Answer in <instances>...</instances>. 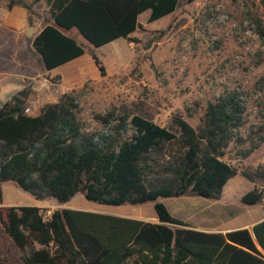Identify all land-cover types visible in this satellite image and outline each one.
<instances>
[{
	"label": "trees",
	"instance_id": "trees-1",
	"mask_svg": "<svg viewBox=\"0 0 264 264\" xmlns=\"http://www.w3.org/2000/svg\"><path fill=\"white\" fill-rule=\"evenodd\" d=\"M52 23L31 46L46 72L85 54L68 33L75 30L90 46L115 40L133 42L147 23L175 12L179 0H45ZM194 0H189L193 2ZM23 0H9L7 5ZM263 18L256 22L264 41ZM95 66L103 67L95 55ZM52 82L59 84L61 77ZM24 88L0 106V228L19 252V264H264V220L250 230L226 233L196 230L174 218L161 198L201 197L219 201L238 174L223 158L231 143L241 142L246 107L237 91L206 104L199 124L181 115L161 127L138 114L113 108L96 114V128H85L73 93L43 106L36 116L24 113ZM191 117V114H188ZM264 140V134L259 141ZM252 143L242 155L258 149ZM254 183L241 197L246 206L261 204L264 168L240 173ZM13 183L37 201L65 204L80 193L87 201L121 206L154 203L156 223L89 211L60 209L45 218L35 206H3L1 186ZM264 210V207H263ZM0 264H9L0 258Z\"/></svg>",
	"mask_w": 264,
	"mask_h": 264
},
{
	"label": "rangeland",
	"instance_id": "rangeland-1",
	"mask_svg": "<svg viewBox=\"0 0 264 264\" xmlns=\"http://www.w3.org/2000/svg\"><path fill=\"white\" fill-rule=\"evenodd\" d=\"M8 1L0 0V21L5 15L2 6ZM23 1L30 5L26 10V29L31 31L23 32L16 43L12 33L0 31V48L7 51L10 66L15 59L23 58L35 68L38 59L31 48L35 35L32 27L41 30L51 24L52 19L45 0ZM148 14L139 16L141 28L132 35L133 42L118 39L94 48L75 30L69 32L84 47L85 54L66 67L59 84L51 80L55 75L36 73L34 78L30 77L25 87L29 94L26 105L28 101L37 100L39 112L62 94L73 93L81 120L88 130L96 128V114L113 108L138 114L161 127H167L173 116L181 114L196 127L208 102L226 92L237 91L242 94L246 107V124L239 131L242 141L231 143L223 158L238 171L224 187L231 190L230 194L216 203L187 196L161 198L158 202L171 216L193 228L222 229L260 217L263 214L259 206L237 202L235 193L245 194L254 185L240 173H253L259 166L264 168V140L259 141V136L264 134V41L256 31V22L263 18L259 0H179L171 15L147 23ZM92 55L100 61L102 73L95 66ZM44 78L50 85L38 96L32 90V80ZM252 143H259L258 149L244 158L242 152ZM255 181L264 193L263 180ZM3 193L5 201L13 204L11 206H36L42 202L41 212L45 218L60 209L127 218H135L138 214L155 215L153 202L110 206L87 201L78 193L67 203L58 204L50 199L37 201L13 183H5ZM229 210L234 211L235 218L223 213ZM19 256L0 228V258H6L9 264H19Z\"/></svg>",
	"mask_w": 264,
	"mask_h": 264
},
{
	"label": "crops",
	"instance_id": "crops-1",
	"mask_svg": "<svg viewBox=\"0 0 264 264\" xmlns=\"http://www.w3.org/2000/svg\"><path fill=\"white\" fill-rule=\"evenodd\" d=\"M8 3H9V1L6 2V4H4V6H2V9L5 12L4 13L5 15L2 18V21H0V31H7L9 33H12L15 37L14 42L16 43V41H18V39L22 36L23 32L28 31L26 29V27L28 25V13H27L26 9H24L23 7H21L20 5H17V4L13 5L11 9H8L7 8ZM145 13H143V14H145ZM138 21H139V18H138ZM32 29L35 32V35L33 36V38L36 35H38V33L42 30L41 29V30L37 31L35 26H33ZM33 38H32V40H33ZM32 40H31V42H32ZM6 53H7V51L5 49L0 48V106L2 104H4L6 101H8L13 95H15L19 91L23 90L27 85L26 81H28V79L30 77L34 78V75L36 73L37 74L55 75V76L59 75L61 77V80H62L63 79V72L65 71L66 67H68L70 64L74 63L76 60L79 59V58L75 59V60H73V61H71L65 65H62L56 69L51 70L50 72H46L44 70L42 64H41L39 56L36 54L35 51H34V53L38 59V64L36 65L35 68L29 62L24 61L23 58L21 60L15 59L13 62V66L12 65L10 66L8 64L9 58L6 55ZM60 71H62V72H60ZM251 184H254V183L251 182ZM253 187H254V185H253ZM1 189H2V194H3L2 205L3 206L13 205L11 202L5 201L4 193H3V185L1 186ZM230 192H231L230 189L227 190V189L223 188L220 200L225 199V197L228 196V194H230ZM235 193L237 195L236 198H237V202H238L241 200V197L244 194H240V193H238V191H235ZM41 203L42 202H38L35 207L41 208ZM213 203H216V202H213ZM257 206L260 207L259 208L260 212H262L263 215H261L260 217H256V219L249 221L248 223H243V224L235 223L229 227L222 228V229H218V228L212 229V228H202V227H196L194 229L199 230V231H205V232H220V233H226L229 231L244 229V228L250 230L253 225L264 220V210H263L264 204H258V205H255L254 207H257ZM72 207H73V205H72ZM224 209L226 210L228 208L224 207ZM224 212L229 214V216L231 215L232 216L231 218H235V217H233V213H234L233 210L223 211V213ZM215 214H216V212L214 210L213 215H215ZM133 219H138V220H142L145 222H151V223H156L155 221H157L155 218V215L145 216L144 214H138Z\"/></svg>",
	"mask_w": 264,
	"mask_h": 264
},
{
	"label": "built area",
	"instance_id": "built-area-1",
	"mask_svg": "<svg viewBox=\"0 0 264 264\" xmlns=\"http://www.w3.org/2000/svg\"><path fill=\"white\" fill-rule=\"evenodd\" d=\"M32 81H33L31 84L32 90L38 96H40V94L44 92L45 88L50 85V82L45 78L41 80L33 79ZM37 107H38L37 100L28 101V104L25 106L24 113L29 116H36L40 112V111L38 112Z\"/></svg>",
	"mask_w": 264,
	"mask_h": 264
},
{
	"label": "water",
	"instance_id": "water-1",
	"mask_svg": "<svg viewBox=\"0 0 264 264\" xmlns=\"http://www.w3.org/2000/svg\"><path fill=\"white\" fill-rule=\"evenodd\" d=\"M30 31H31V30H28V31H27V34H28ZM250 231H251V233L253 234L252 229H250Z\"/></svg>",
	"mask_w": 264,
	"mask_h": 264
}]
</instances>
